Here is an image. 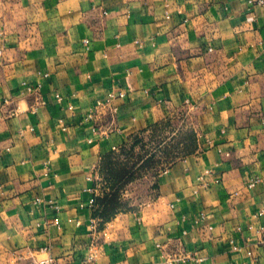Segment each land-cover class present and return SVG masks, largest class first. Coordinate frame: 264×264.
<instances>
[{"label":"crops","instance_id":"obj_1","mask_svg":"<svg viewBox=\"0 0 264 264\" xmlns=\"http://www.w3.org/2000/svg\"><path fill=\"white\" fill-rule=\"evenodd\" d=\"M118 91L93 133L82 115ZM181 111L194 149L144 202L104 212L88 176ZM260 227L264 6L0 0V264H80L92 242L95 264H264Z\"/></svg>","mask_w":264,"mask_h":264},{"label":"rangeland","instance_id":"obj_2","mask_svg":"<svg viewBox=\"0 0 264 264\" xmlns=\"http://www.w3.org/2000/svg\"><path fill=\"white\" fill-rule=\"evenodd\" d=\"M180 113L166 126L134 138L95 170L96 189L107 203L104 212L125 211L144 202L153 194L155 177L194 149V133L187 127L186 113Z\"/></svg>","mask_w":264,"mask_h":264},{"label":"built area","instance_id":"obj_3","mask_svg":"<svg viewBox=\"0 0 264 264\" xmlns=\"http://www.w3.org/2000/svg\"><path fill=\"white\" fill-rule=\"evenodd\" d=\"M247 2L250 5H257V6H262V7L264 6V0H247ZM124 94L125 93L123 91H118L117 93L110 92L107 95V97H105L104 99H98L95 102V104L93 105V107L82 115L80 121L81 122L95 123V125L92 127V132L93 133L98 132L99 127H98L96 121H97V116H98L99 111L103 107L109 106L111 113L115 114L117 108L115 106H112L111 102L114 98L124 97ZM55 96H56L57 100H59V101L61 100V97L59 95H55ZM67 108L70 111V114L74 115L73 106L71 104H69V105H67ZM88 179L94 183L95 176H88ZM259 180L260 179L257 176L250 178L246 183V187L252 188L256 183H258ZM95 189H96V185H92V187L90 188V191H92L94 193V195H95ZM89 204L90 205L95 204V197L91 198L89 200ZM53 207L56 208V205H54ZM203 217H204V215L201 213L199 216V219H202ZM53 223L55 225L59 226V221L57 219H54ZM77 224H79V222H77ZM248 227L252 228V225H249ZM95 229H96L95 225L94 224L91 225V232L89 233V235L92 239H95L94 238ZM259 230H260L259 232H264V227H260ZM94 249H95V244L92 242V243H90V247L88 249L87 255L80 261V264H95V257H96L95 254L96 253H95ZM248 253L250 254L251 252H248ZM181 258H183V257H181V256L172 257V258L166 259L164 261V263H161V264H174V262L180 260ZM27 264H60V263H59L58 259H56L50 255H46V256L41 257V258L32 259Z\"/></svg>","mask_w":264,"mask_h":264}]
</instances>
